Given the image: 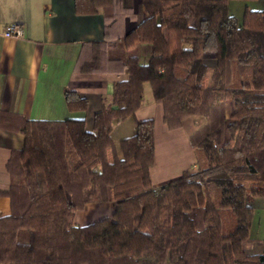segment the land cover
I'll use <instances>...</instances> for the list:
<instances>
[{"label": "trees", "instance_id": "obj_1", "mask_svg": "<svg viewBox=\"0 0 264 264\" xmlns=\"http://www.w3.org/2000/svg\"><path fill=\"white\" fill-rule=\"evenodd\" d=\"M228 1L140 0L145 17L123 35V52L106 56L127 76L112 83L91 130L85 118L0 110V126L23 134L0 188L10 202L0 216V264H264V238L250 236L247 202L264 196V7L246 6L238 19ZM74 6L78 14L102 13L106 34L122 0ZM105 43L84 41L75 72L102 69L96 46ZM142 44L150 47L145 61ZM145 83L168 129L204 117L189 135L197 167L160 187L150 172L155 119H135L127 135L115 125L141 107ZM64 99L69 110L88 105L75 88ZM228 99L235 109L226 117ZM105 201L116 203L111 215L75 224L77 210Z\"/></svg>", "mask_w": 264, "mask_h": 264}, {"label": "crops", "instance_id": "obj_2", "mask_svg": "<svg viewBox=\"0 0 264 264\" xmlns=\"http://www.w3.org/2000/svg\"><path fill=\"white\" fill-rule=\"evenodd\" d=\"M254 1V7L246 4L244 8L247 6L250 9H262L261 0ZM144 17L145 12L140 0H122V6L113 22L106 28L105 34L103 14H78L75 11L74 0H0V110L16 112L35 119L85 118L86 128L91 130L93 114L100 108L102 101L107 100L112 83L127 76L124 70L117 66L115 68V63L108 61L106 56L108 53L123 52V35ZM13 21L22 24L24 29L22 35L3 34L4 26ZM103 39L106 43L96 46V51L99 52L96 59L99 60L102 69L75 72L74 66L82 43L87 40ZM149 54V45L142 44L141 61H145ZM85 55L88 56L87 51ZM205 60L214 62L213 53H205ZM66 88H75L85 95L88 99L87 108L69 110L64 99ZM145 91L146 84L143 103L135 115L125 121H117L115 125L120 135H127L133 131L135 119H155L156 157L150 172L153 185L160 187L167 180L178 176L184 169L197 167V155L189 142V135L204 122V117L189 115L184 118L180 127L168 129L162 121L161 106L152 96L145 100ZM234 109V101L226 100L225 116L228 117ZM154 111L159 118V125L165 130L159 139L163 152H168V149L163 147L164 141L172 138L176 140L174 147L171 148L175 160L169 164L163 160L160 166L156 165L158 124L155 117H148ZM22 143L23 134L20 131L0 126V188H6L9 184L5 165L10 151L20 148ZM257 199L264 208V199ZM97 203L102 202H89L80 210L88 205H93L96 209L100 205ZM109 207H114V204ZM9 212V198L0 195V216ZM74 222L81 225L80 221Z\"/></svg>", "mask_w": 264, "mask_h": 264}, {"label": "rangeland", "instance_id": "obj_3", "mask_svg": "<svg viewBox=\"0 0 264 264\" xmlns=\"http://www.w3.org/2000/svg\"><path fill=\"white\" fill-rule=\"evenodd\" d=\"M263 1L261 0L262 4L260 7L263 8ZM254 0H229V12L236 16L238 19H241L242 17V11L243 8L246 4L250 5V7H254L255 3ZM208 65H209V70L208 73L211 71L212 66H214V62L213 60H206ZM146 84V91H145V100L148 98H151V88L150 85L148 83ZM110 100V95H107V101ZM92 105V103H91ZM148 117H155L157 120V134H158V156H157V166H160L161 163H163V160L168 162H172L174 161V157L172 155V147H174L176 140L174 138L168 140V141H164L165 145H163L164 148L168 149V152H163V149L160 146L159 143V139H160V135H162V133L165 132V130L161 127L160 122H159V118L157 116V113L154 111L153 114L151 116ZM180 141V140H178ZM162 149V151H161ZM175 154V153H174ZM257 198H262L264 199V196H251L249 195L247 198V202L251 205L254 206L255 208V214H254V219H253V223H252V227H251V236L254 237V239H262L264 238V208L262 207L261 203H259V199ZM114 204V207L110 208L109 205L111 206V204ZM100 204L98 206V208H94L93 205H88L87 207H85V209L83 210H77L75 212V218L74 220L76 222L81 223V225H85L87 223H91L97 219H100L102 217H106L112 214V212L115 210L116 208V203L114 201H105L102 203H97ZM85 214V215H84ZM89 214V215H88ZM258 246L256 244H254L252 246L253 250H257Z\"/></svg>", "mask_w": 264, "mask_h": 264}, {"label": "built area", "instance_id": "obj_4", "mask_svg": "<svg viewBox=\"0 0 264 264\" xmlns=\"http://www.w3.org/2000/svg\"><path fill=\"white\" fill-rule=\"evenodd\" d=\"M23 31V26L19 21L9 22L3 28V34L6 36H19L23 34Z\"/></svg>", "mask_w": 264, "mask_h": 264}]
</instances>
